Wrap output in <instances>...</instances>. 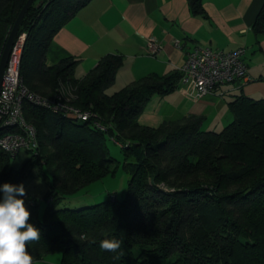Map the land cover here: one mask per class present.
<instances>
[{
    "label": "trees",
    "instance_id": "16d2710c",
    "mask_svg": "<svg viewBox=\"0 0 264 264\" xmlns=\"http://www.w3.org/2000/svg\"><path fill=\"white\" fill-rule=\"evenodd\" d=\"M88 1L37 6L36 0L18 31L26 34L22 84L46 98H65V91L71 104L91 112L86 121L71 120L24 102L39 147L19 167L12 162L16 156L0 150V185H24L34 174L48 182L42 216L28 194L21 197L41 234L27 245L34 261L58 252L59 264H264V98L237 96L230 103L233 119L221 131L203 129L196 116L142 125L139 115L151 97L172 91L180 72L148 74L108 94L121 57L103 56L82 77L74 75V58L45 61L54 33ZM25 2L0 0V56ZM187 2L201 12L202 0ZM253 30L264 33V7ZM108 139L119 145L121 161L111 156ZM119 164L128 176L121 199L112 193L92 205L58 206ZM105 238L122 241L119 252L101 250Z\"/></svg>",
    "mask_w": 264,
    "mask_h": 264
},
{
    "label": "crops",
    "instance_id": "0c3cea01",
    "mask_svg": "<svg viewBox=\"0 0 264 264\" xmlns=\"http://www.w3.org/2000/svg\"><path fill=\"white\" fill-rule=\"evenodd\" d=\"M262 7L264 0H202L201 12L194 13L187 0H89L54 33L45 61L74 58V75L82 77L113 54L122 58L114 82L123 87L148 74H177L195 45L225 52L243 48L246 78L207 94L178 81L169 93L154 94L139 115L151 127L196 116L203 129L215 131L232 121L230 103L237 96L264 98V33L253 30ZM149 38L160 44L155 54L148 52Z\"/></svg>",
    "mask_w": 264,
    "mask_h": 264
},
{
    "label": "built area",
    "instance_id": "2783aa9c",
    "mask_svg": "<svg viewBox=\"0 0 264 264\" xmlns=\"http://www.w3.org/2000/svg\"><path fill=\"white\" fill-rule=\"evenodd\" d=\"M25 37L23 32L17 35L0 84V150L11 156L21 151L36 152L39 147L35 128L24 118V102L50 108L71 120L86 121L91 118V112L81 110L61 95L42 97L22 84L20 59ZM174 45L180 46L179 41H175ZM147 49L149 53L155 54L160 44L155 38H149ZM243 56V48L225 52L195 45L185 52L179 70V82L189 84L200 94L210 93L218 86L247 77ZM96 126L103 129L98 123Z\"/></svg>",
    "mask_w": 264,
    "mask_h": 264
},
{
    "label": "clouds",
    "instance_id": "9594fccd",
    "mask_svg": "<svg viewBox=\"0 0 264 264\" xmlns=\"http://www.w3.org/2000/svg\"><path fill=\"white\" fill-rule=\"evenodd\" d=\"M0 192V264H34L27 245L39 241L41 234L29 222L31 214L21 198L27 194L25 186L4 183ZM121 245L122 241L115 238H105L99 243L100 249L108 252H119Z\"/></svg>",
    "mask_w": 264,
    "mask_h": 264
},
{
    "label": "rangeland",
    "instance_id": "374dc122",
    "mask_svg": "<svg viewBox=\"0 0 264 264\" xmlns=\"http://www.w3.org/2000/svg\"><path fill=\"white\" fill-rule=\"evenodd\" d=\"M121 87L122 86L117 81H115L106 89V93H113L114 91L119 90ZM63 94L66 99H70L65 91ZM220 129L215 131H221ZM107 146L111 156L121 161L122 155L119 145L112 139H108ZM48 147L50 148V146ZM15 156L16 157L12 160V162L16 167H19L25 159L31 157L29 153L23 151L19 152ZM119 165L120 166L115 170L114 173L106 174L102 178L81 187L77 192L69 195L68 197L60 199L58 206L78 208L92 205L104 201L108 198V195L112 193L115 195L116 199H121L127 189L128 176L122 169L121 164ZM24 186L30 199H33V201L37 203L38 214L42 216L43 211L48 204L47 201L43 199L48 191V182L42 177V175L34 174L25 181ZM60 259L61 254L54 252L45 255L42 259L35 260L34 264H59Z\"/></svg>",
    "mask_w": 264,
    "mask_h": 264
},
{
    "label": "water",
    "instance_id": "95a60500",
    "mask_svg": "<svg viewBox=\"0 0 264 264\" xmlns=\"http://www.w3.org/2000/svg\"><path fill=\"white\" fill-rule=\"evenodd\" d=\"M35 1L36 0H26L25 4L21 8V10H20L17 18L15 19V21L12 25V28L9 32V35L7 37V40L5 42L4 48H3L1 56H0V84H1V81L3 79L5 67L7 65V62H8L11 50H12V46H13L14 41L18 35V31H19L22 19H23L25 13L27 12V10L29 9V7ZM42 3H43V0H39V2L37 3V6L41 5Z\"/></svg>",
    "mask_w": 264,
    "mask_h": 264
}]
</instances>
